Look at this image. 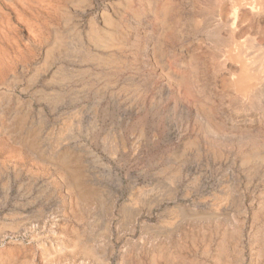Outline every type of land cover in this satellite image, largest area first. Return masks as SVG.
Returning <instances> with one entry per match:
<instances>
[{"label": "rangeland", "instance_id": "374dc122", "mask_svg": "<svg viewBox=\"0 0 264 264\" xmlns=\"http://www.w3.org/2000/svg\"><path fill=\"white\" fill-rule=\"evenodd\" d=\"M11 1L0 264H264V55L211 0Z\"/></svg>", "mask_w": 264, "mask_h": 264}, {"label": "crops", "instance_id": "0c3cea01", "mask_svg": "<svg viewBox=\"0 0 264 264\" xmlns=\"http://www.w3.org/2000/svg\"><path fill=\"white\" fill-rule=\"evenodd\" d=\"M215 9L208 18V34H243L247 55H264V0H211ZM260 64L253 65L258 67ZM259 69V67H258Z\"/></svg>", "mask_w": 264, "mask_h": 264}, {"label": "bare ground", "instance_id": "6f19581e", "mask_svg": "<svg viewBox=\"0 0 264 264\" xmlns=\"http://www.w3.org/2000/svg\"><path fill=\"white\" fill-rule=\"evenodd\" d=\"M41 2H43V0H12L10 3H11V6L16 10V16L20 17L21 13L19 12V10H21V8L25 9V7L26 8L30 7V6L34 5V3H41ZM0 13H1V17H2L3 14H2L1 2H0Z\"/></svg>", "mask_w": 264, "mask_h": 264}]
</instances>
